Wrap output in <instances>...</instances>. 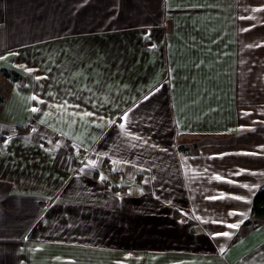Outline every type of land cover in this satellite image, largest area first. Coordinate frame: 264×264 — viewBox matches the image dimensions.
Here are the masks:
<instances>
[{"label": "crops", "instance_id": "1", "mask_svg": "<svg viewBox=\"0 0 264 264\" xmlns=\"http://www.w3.org/2000/svg\"><path fill=\"white\" fill-rule=\"evenodd\" d=\"M1 67L0 264H264V223L230 242L264 183V0H0ZM194 133L235 139L177 153Z\"/></svg>", "mask_w": 264, "mask_h": 264}, {"label": "trees", "instance_id": "2", "mask_svg": "<svg viewBox=\"0 0 264 264\" xmlns=\"http://www.w3.org/2000/svg\"><path fill=\"white\" fill-rule=\"evenodd\" d=\"M22 80L21 74L17 71L1 67L0 68V105L5 102L6 95L14 82H20ZM257 130L259 132H264V126L258 127ZM17 133H25L27 132V127L16 126ZM179 136V135H178ZM3 136H0V140ZM235 139L234 135L229 133H194L190 138L184 137L183 139L176 138L175 141V150L177 153L181 155H194L198 153V149L203 144L209 143H223V142H233ZM67 142V141H66ZM68 143V142H67ZM68 152L72 150L71 145L67 146L66 149ZM80 153L84 151L79 149ZM74 158V156H73ZM103 165L109 168L108 160L103 158ZM109 176H115V173L108 172ZM94 175L98 176L99 172L97 170L94 171ZM110 189L118 190L124 187V184L118 185L116 183H112L110 180L104 181ZM172 214L175 217L181 216V213L175 209H173ZM264 223V183L259 185L256 189L255 193L252 196L250 210L248 212L245 220L240 224L236 233L230 240L231 243L235 242L238 238L244 236L246 233L251 231L256 226Z\"/></svg>", "mask_w": 264, "mask_h": 264}, {"label": "rangeland", "instance_id": "3", "mask_svg": "<svg viewBox=\"0 0 264 264\" xmlns=\"http://www.w3.org/2000/svg\"><path fill=\"white\" fill-rule=\"evenodd\" d=\"M5 128H1L0 127V133H4L5 132ZM33 130L31 131V134L33 135ZM35 133V132H34ZM124 174H125V176H124ZM123 176V177H122ZM122 176L120 175L118 178L116 177V176H109L110 177V180L112 181V182H124V183H127V187L129 188V189H133V188H136V187H138V183L137 182H134L135 184H137V185H135V184H133L132 182L134 181V176H133V178H129V177H131L132 175L130 174V171H125V172H122ZM120 177H122V178H120Z\"/></svg>", "mask_w": 264, "mask_h": 264}, {"label": "snow or ice", "instance_id": "4", "mask_svg": "<svg viewBox=\"0 0 264 264\" xmlns=\"http://www.w3.org/2000/svg\"><path fill=\"white\" fill-rule=\"evenodd\" d=\"M33 99H36L35 97H33ZM33 111H37V109H33ZM86 115H91V113H86ZM120 127H123V125H121ZM245 187H247V185H245ZM236 199H241L240 197H236ZM229 227H238V225H229ZM222 235L227 236L228 233H222Z\"/></svg>", "mask_w": 264, "mask_h": 264}]
</instances>
